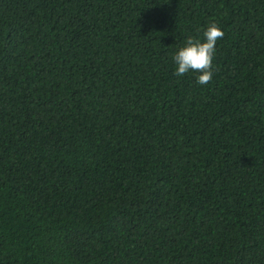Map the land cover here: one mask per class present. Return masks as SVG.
<instances>
[{"label": "trees", "instance_id": "obj_1", "mask_svg": "<svg viewBox=\"0 0 264 264\" xmlns=\"http://www.w3.org/2000/svg\"><path fill=\"white\" fill-rule=\"evenodd\" d=\"M0 264H264V0H0Z\"/></svg>", "mask_w": 264, "mask_h": 264}, {"label": "clouds", "instance_id": "obj_2", "mask_svg": "<svg viewBox=\"0 0 264 264\" xmlns=\"http://www.w3.org/2000/svg\"><path fill=\"white\" fill-rule=\"evenodd\" d=\"M225 33L215 22L210 23L204 31V41L189 37L184 47L173 56L177 65L175 75L183 76L189 71L201 73L197 83L208 84L213 78V61L218 40L223 39Z\"/></svg>", "mask_w": 264, "mask_h": 264}]
</instances>
